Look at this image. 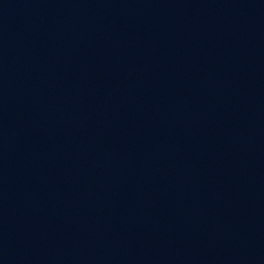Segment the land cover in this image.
<instances>
[{
	"label": "water",
	"instance_id": "water-1",
	"mask_svg": "<svg viewBox=\"0 0 264 264\" xmlns=\"http://www.w3.org/2000/svg\"><path fill=\"white\" fill-rule=\"evenodd\" d=\"M264 0H0V264H259Z\"/></svg>",
	"mask_w": 264,
	"mask_h": 264
}]
</instances>
